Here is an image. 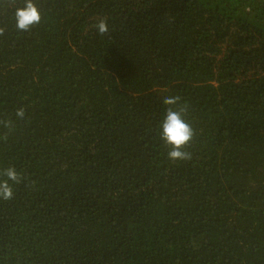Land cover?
Returning a JSON list of instances; mask_svg holds the SVG:
<instances>
[{
    "label": "trees",
    "instance_id": "obj_1",
    "mask_svg": "<svg viewBox=\"0 0 264 264\" xmlns=\"http://www.w3.org/2000/svg\"><path fill=\"white\" fill-rule=\"evenodd\" d=\"M23 2L0 0V171L24 177L0 264H264V0H34L26 32ZM177 94L197 135L174 164Z\"/></svg>",
    "mask_w": 264,
    "mask_h": 264
},
{
    "label": "clouds",
    "instance_id": "obj_2",
    "mask_svg": "<svg viewBox=\"0 0 264 264\" xmlns=\"http://www.w3.org/2000/svg\"><path fill=\"white\" fill-rule=\"evenodd\" d=\"M14 19L16 29L26 32L40 23L41 13L34 0H24L23 6L15 9ZM93 27L100 36L109 33L107 18H99ZM2 35L4 29L0 28V36ZM162 103L165 106V115L159 124L161 129L159 138L168 149L166 159L174 164L192 161L193 152L189 148L195 140L197 131L192 123L185 119L190 110L189 102L182 100L177 94L164 96ZM15 116L20 120L24 119L25 109L17 108ZM0 125L9 131L14 128L12 120H0ZM6 138L5 136L4 139ZM23 180V175L14 166H8L0 171V199L11 200L14 196L13 185H18Z\"/></svg>",
    "mask_w": 264,
    "mask_h": 264
}]
</instances>
